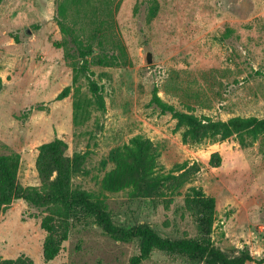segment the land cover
Wrapping results in <instances>:
<instances>
[{"label": "rangeland", "instance_id": "1", "mask_svg": "<svg viewBox=\"0 0 264 264\" xmlns=\"http://www.w3.org/2000/svg\"><path fill=\"white\" fill-rule=\"evenodd\" d=\"M61 1L0 0V155H20V183L42 187L40 147L60 138L69 157L85 156L73 189L103 200L114 225L148 226L171 240L198 239L185 198L200 188L216 199L215 246L230 256L248 249L264 259V136L243 145L236 137L184 143L172 115L150 106L157 88L165 102L197 116L264 118V0H156L159 11L151 18L153 0H92L106 8L96 18L101 27L92 22L94 6L86 16L74 7L70 20L86 29L84 36L96 35L94 57L120 58L117 65L93 58L88 64L104 110L95 105L86 77L72 84L74 58L67 54L77 51L58 24ZM67 86L69 95L56 100ZM138 135L153 143L163 172L188 164L190 179L176 193L138 197L131 189L103 187L115 167L111 152ZM214 155L219 164L211 162ZM42 216L23 200L0 211V260L24 255L35 264H130L139 254V240L115 239L77 212L60 254L46 262ZM142 264L204 263L155 251Z\"/></svg>", "mask_w": 264, "mask_h": 264}, {"label": "trees", "instance_id": "2", "mask_svg": "<svg viewBox=\"0 0 264 264\" xmlns=\"http://www.w3.org/2000/svg\"><path fill=\"white\" fill-rule=\"evenodd\" d=\"M93 6L96 12L91 14L92 22L96 27H101L103 22L96 18L106 8H99V5L93 4L92 0H62L59 5L58 24L61 31L71 38L77 51V55L67 54L69 58H74L71 61L72 84L86 77L95 105L104 110L105 100L102 88L91 77L88 64L93 58L98 59L97 63L100 65H117L120 63V58L107 54H103V57H94L96 48L95 45L93 46V41L96 35L84 36L86 29L70 20L74 7L76 8L74 12L79 14L83 12L86 16L85 10ZM158 11L157 1L153 0L149 17L156 16ZM70 90L71 87L67 86L56 100L65 99ZM150 106L159 109L163 114L172 115L177 121V129L183 130L184 143H201L207 139L225 141L236 137L243 145L247 139L255 142L264 136V118L236 116L222 121L214 120L209 116H197L180 111L174 105L165 102L159 96L157 88L153 90ZM80 109V105H77V111ZM158 157L159 154L149 139L141 135L133 137L129 144L111 152L108 161L113 162L115 167L104 177L103 187L113 192L131 189L133 195L138 197L160 198L168 193H176L175 191L189 181L190 168H187L188 164L184 163L177 165L173 171L163 172L159 169ZM84 160V155L69 157L67 144L60 138L43 144L36 163L43 185L40 188H34L25 187L19 181V154L0 155V211L19 200L42 210L41 228L46 232L43 257L46 262L54 260L60 254L63 244L69 238V220L77 212H81L94 218L103 231L115 239L140 241L139 254L131 259L130 264H142L155 251L183 255L192 260L202 261L204 264H264V259H255L248 249L241 251L238 255L230 256L215 246L212 232L216 220V199L200 188H191L185 198L197 222L200 233L198 239L171 240L161 237L148 226L134 225L125 228L114 225L110 211L103 200L88 192L73 189V179L82 172ZM214 161L219 164L221 158L214 155L211 162ZM181 171L183 172L175 174ZM54 173L55 178L51 180L50 176ZM0 264L35 263L30 257L21 255L16 259L0 260Z\"/></svg>", "mask_w": 264, "mask_h": 264}, {"label": "water", "instance_id": "3", "mask_svg": "<svg viewBox=\"0 0 264 264\" xmlns=\"http://www.w3.org/2000/svg\"><path fill=\"white\" fill-rule=\"evenodd\" d=\"M147 63L151 64L153 62V55L151 52L147 53V57H146Z\"/></svg>", "mask_w": 264, "mask_h": 264}]
</instances>
